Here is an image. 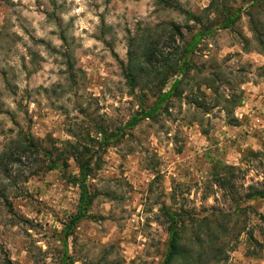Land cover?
I'll return each instance as SVG.
<instances>
[{
	"label": "rangeland",
	"instance_id": "obj_1",
	"mask_svg": "<svg viewBox=\"0 0 264 264\" xmlns=\"http://www.w3.org/2000/svg\"><path fill=\"white\" fill-rule=\"evenodd\" d=\"M257 190L264 0H0V264H264Z\"/></svg>",
	"mask_w": 264,
	"mask_h": 264
},
{
	"label": "trees",
	"instance_id": "obj_2",
	"mask_svg": "<svg viewBox=\"0 0 264 264\" xmlns=\"http://www.w3.org/2000/svg\"><path fill=\"white\" fill-rule=\"evenodd\" d=\"M191 18L194 21L201 22L200 19L195 16V15H190ZM236 21V16L232 14H227L226 21L224 23V27L228 28L232 26ZM196 40L200 39V36L195 37ZM193 46V45H192ZM189 52V49L187 50ZM149 63H152L151 60H149ZM130 68L128 74H127V79L130 83L134 84L135 83V77L133 75L134 71H137V68L139 69L138 71L142 72L143 67L140 65H137L135 63H130L128 65ZM148 75V74H147ZM168 95H163L162 99H166ZM91 172V165L90 163H84L82 166V171H81V177L78 180L79 186L81 188V199H80V209L79 213L77 214L75 218V222L81 220L86 214L88 209L90 208L92 202H93V197L89 193V189L87 186V180L90 176ZM216 178V182L219 184L221 188H231L233 189V177H226L223 175H218ZM255 199H264V190H257L253 193L247 194L246 197L244 198L245 202H248L250 200H255ZM240 200H238L239 202ZM166 216H167V230H168V248L164 260V264H174L177 262H186L189 261V254L191 253V249L188 250L182 243V233L185 230V222H184V217L185 215L182 213H174L171 212L170 210H166ZM264 220V218L262 217ZM204 241H201L199 246L201 248H204L202 245ZM205 250V249H203Z\"/></svg>",
	"mask_w": 264,
	"mask_h": 264
}]
</instances>
